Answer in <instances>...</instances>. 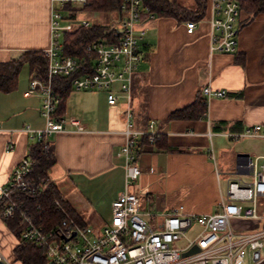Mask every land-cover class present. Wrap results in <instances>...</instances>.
Returning a JSON list of instances; mask_svg holds the SVG:
<instances>
[{
	"label": "crops",
	"instance_id": "obj_1",
	"mask_svg": "<svg viewBox=\"0 0 264 264\" xmlns=\"http://www.w3.org/2000/svg\"><path fill=\"white\" fill-rule=\"evenodd\" d=\"M202 1L207 16L192 33L186 22L170 17L138 25L146 34L132 82L133 128L145 130L154 120L168 145L166 149L147 144L145 138L138 141L137 163L142 172L131 189L145 198L144 217L153 227L179 206L191 214L219 212L221 202H229V182L250 184L248 164L261 162L264 156V137L241 135L256 125L264 126V13L247 23L249 15L244 16L243 25L239 21L235 52L211 53V0ZM178 2L191 11L199 7L197 0ZM52 11L51 0H0V62L24 51L43 52L51 41ZM85 11L99 16L93 25L107 24L106 13L81 12ZM25 66L29 74L21 75L17 89L0 92V186L35 143L25 126L42 129L46 124L41 96L30 87L34 74ZM207 86L225 90L226 96L211 98L202 118L168 120L198 94L203 96ZM114 91L117 103L110 105L105 91L73 90L61 118H77L85 131L67 125L66 131L48 139L55 159L48 172L50 180L75 212L96 226L111 214L113 201L125 188L126 162L118 152L126 141L127 99L117 86ZM7 144L13 149L7 151ZM256 208L263 216L259 221L231 220L236 233L264 228V195L256 197ZM16 246L17 238L0 219V252L9 250L16 259Z\"/></svg>",
	"mask_w": 264,
	"mask_h": 264
},
{
	"label": "built area",
	"instance_id": "obj_2",
	"mask_svg": "<svg viewBox=\"0 0 264 264\" xmlns=\"http://www.w3.org/2000/svg\"><path fill=\"white\" fill-rule=\"evenodd\" d=\"M51 1V41L43 51L48 61L47 74L42 78L34 76L30 80V87L41 96V115L46 124L42 129L29 125L24 128L31 139L42 142L44 152L49 150V137L66 131L67 125L75 127L78 132L85 131L84 125L75 117H56L59 97L54 80L58 76H72L80 69L75 56L63 53V35L76 27L91 26L89 20L77 18L76 15L78 11L87 9L94 0ZM110 13L115 16L112 24L105 25L104 33L112 36L98 39L87 46V51L96 56L93 71L75 76L72 87L74 90L105 91L108 103L115 105L118 96L114 88L117 86L127 99L126 141L118 152V156L126 162L125 188L112 203L111 220L97 230L75 217L61 199L55 198L53 207L60 218L58 221H48L39 202L33 201L32 205L28 202L43 192L51 181L49 176H33L37 158L31 152L15 166L8 182L0 186V201L3 202L0 219L4 222L17 219L24 225L21 239L31 242L41 251V264H264V228L236 233L231 223L232 219L259 221L263 218L257 211L256 197L264 195V156L261 162L256 160L248 164L252 173L250 184L244 185L235 180L229 182V202H221L219 212L191 214L179 206L164 214L157 227L145 219V198L131 189L142 172L137 163L138 141L145 138L149 144H153L163 132L156 128L154 120L145 130L134 129L130 100L133 75L143 57L140 42L146 34V29H139L138 25L144 20H153L155 15L142 0H121L119 8ZM239 19L240 7L235 0H211V53L235 52ZM186 26L187 31L192 33L197 23L188 21ZM202 92L206 102L213 97L226 96L225 90L215 91L211 86L205 87ZM241 135L264 137V126L256 125ZM12 149V145L7 144V151ZM245 201L250 205L243 206ZM194 222L201 226V230L191 238L187 233ZM183 240L185 245L178 246ZM20 243L21 240L17 239V246ZM194 247L198 251L184 255ZM0 261L14 264L1 252Z\"/></svg>",
	"mask_w": 264,
	"mask_h": 264
},
{
	"label": "trees",
	"instance_id": "obj_3",
	"mask_svg": "<svg viewBox=\"0 0 264 264\" xmlns=\"http://www.w3.org/2000/svg\"><path fill=\"white\" fill-rule=\"evenodd\" d=\"M235 1L240 7V25L244 24L245 20H242L244 16L249 15V18L245 21V23H247L254 16L264 13V0ZM120 2L121 0H94L87 9L97 13H110L119 8ZM142 2L149 7L150 11L155 15V18L170 17L178 22L193 21L198 23L207 16L206 3L202 0H197L199 7L196 11H191L182 6L178 0H142ZM71 17L75 18V15H72ZM142 18L145 19V16ZM106 28L107 27L105 26L91 24L89 28L76 27L73 30L64 33L63 53L75 56L79 60L80 69L72 76H58L55 78L54 88L59 97L56 117H63L68 96L74 90L72 87V79L75 76L91 73L93 71V63L96 56L92 52L87 51V46L98 39H109L112 34L106 36L104 33ZM113 35H115V32H113ZM25 65H28L34 76L42 78L47 74L48 61L44 53L42 51L34 50L24 51L18 56L10 58V60L6 62H0V92L11 93L17 89L20 72ZM206 109L207 102L205 98L201 96V94H198L194 102L172 112L168 120H196L204 117ZM145 142L149 144L147 139H145ZM150 145H153V147L162 146L168 149V145L165 144L164 138L161 136ZM31 153L37 158V164L34 167L33 176L35 178H47L49 169L55 161L52 152L50 149L47 152H44L42 149V142H35L31 146ZM55 198L61 199L75 217L79 219L81 218L63 198L52 181L47 183V188H45L43 192L32 197L28 202L31 203V205L33 201L39 202L44 208V217L48 219V221L53 222L58 221L60 218L59 213H57L53 207V200ZM2 207L3 202L0 201V212ZM80 220H82V218ZM5 224L15 237L21 240V243L14 249L16 258L22 264H41V251L31 242L21 239L24 225L17 219L7 220Z\"/></svg>",
	"mask_w": 264,
	"mask_h": 264
},
{
	"label": "rangeland",
	"instance_id": "obj_4",
	"mask_svg": "<svg viewBox=\"0 0 264 264\" xmlns=\"http://www.w3.org/2000/svg\"><path fill=\"white\" fill-rule=\"evenodd\" d=\"M78 13L81 15L80 17H85V19L89 20L91 23H98V20H99V16L96 15V16H93L94 14H92L91 12H88V11H85V12H81V11H78ZM113 16H115L113 13H106L105 14V20H106V23L107 25H110L112 24V19H113ZM25 73L29 74V71H28V68L27 66H24L22 69H21V72H20V76H19V79L21 77V75H24ZM29 76V75H28ZM34 90V89H32ZM35 91V90H34ZM89 209V208H88ZM111 216H112V212L111 214L108 212L105 216V218H103L102 222L100 223L99 226H96L92 223V221H89L87 218H83L88 225H91L95 228H97V230L101 229L107 222H109L111 220ZM201 230V226L197 223V222H194V225L193 227L188 231V236L193 238L195 237L198 232ZM178 246H184L185 245V240L179 242L177 244ZM2 253V252H1ZM3 254V253H2ZM5 255L6 257H9L11 258V252L8 250V252H6V254H3ZM11 260L14 262V264H21L20 261L17 259H15V257L11 258Z\"/></svg>",
	"mask_w": 264,
	"mask_h": 264
},
{
	"label": "water",
	"instance_id": "obj_5",
	"mask_svg": "<svg viewBox=\"0 0 264 264\" xmlns=\"http://www.w3.org/2000/svg\"><path fill=\"white\" fill-rule=\"evenodd\" d=\"M198 251V248L197 247H194L193 249H191L190 251L186 252L184 255L185 256H188L194 252ZM0 264H5L3 261H0Z\"/></svg>",
	"mask_w": 264,
	"mask_h": 264
}]
</instances>
